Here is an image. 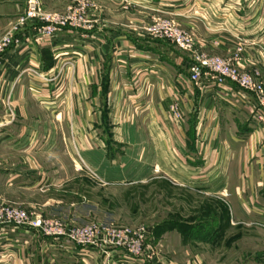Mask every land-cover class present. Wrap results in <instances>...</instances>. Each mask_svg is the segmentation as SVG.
I'll use <instances>...</instances> for the list:
<instances>
[{"label":"crops","instance_id":"obj_1","mask_svg":"<svg viewBox=\"0 0 264 264\" xmlns=\"http://www.w3.org/2000/svg\"><path fill=\"white\" fill-rule=\"evenodd\" d=\"M71 1L41 0L51 12H61ZM96 1L102 9L89 16V28L56 34L59 48L71 55L65 67L31 25L18 33L21 43L1 56L4 194L49 190L64 171L60 151L72 155L67 162L72 168L77 154L83 167L106 184H138L163 174L200 193H206L203 183L217 167L237 157L242 163L237 206L264 220V128L257 119L264 110L250 92L229 82L219 87L211 78L189 81V54L149 37L148 31L156 18H173L201 51L258 71L264 86V0ZM110 1L129 8L111 10ZM24 3L0 0V37ZM25 39L30 46L22 44ZM58 83L65 84L64 91L53 94ZM61 95L67 103L58 111ZM128 95L136 121L105 124L107 112L116 111ZM172 101L179 103V119L169 111ZM54 110L61 121L51 119ZM104 237L101 231L100 243L83 247L7 230L0 236V264H183L166 251L165 237L146 240L141 256L101 243Z\"/></svg>","mask_w":264,"mask_h":264},{"label":"rangeland","instance_id":"obj_2","mask_svg":"<svg viewBox=\"0 0 264 264\" xmlns=\"http://www.w3.org/2000/svg\"><path fill=\"white\" fill-rule=\"evenodd\" d=\"M88 1L94 6L89 16L102 9L98 1ZM110 4L111 10L119 7L114 2L110 1ZM122 7L124 10L129 8L126 3H121L119 8ZM158 18L179 27L173 18ZM158 18L148 31L160 21ZM150 34L153 39L163 40L158 34ZM61 53L60 64L65 67L71 62V55L65 49ZM64 87L65 84L58 83L53 94L62 93ZM127 90L130 91L131 87L128 86ZM129 96L112 114L107 112L105 124L136 121L137 111ZM56 102L58 111L66 108L67 102L62 95L56 98ZM56 110L51 119L61 121ZM62 126L65 130V122ZM59 155L62 163L59 169L64 171L60 180L54 181L51 190L43 193L25 190L20 197L5 195L3 177H0L3 201L21 205L43 217L58 219L66 225L126 227L131 230L142 227L146 230L143 249L146 240L158 241L165 237L166 251L183 264L190 261L195 264H264V220L245 214L237 206L239 196L234 192L239 182L236 176L242 167L237 157L233 156V163L217 167L212 177L209 175L203 183L202 190L206 193H200L192 187H185L183 182L170 181L163 174L138 184H106L83 167L77 154L74 155L73 168L67 163L72 155L62 151ZM211 189L216 194H211Z\"/></svg>","mask_w":264,"mask_h":264},{"label":"built area","instance_id":"obj_3","mask_svg":"<svg viewBox=\"0 0 264 264\" xmlns=\"http://www.w3.org/2000/svg\"><path fill=\"white\" fill-rule=\"evenodd\" d=\"M93 9L94 6L88 0H75L62 12H47L41 0H25L22 12L16 16L8 31L0 37V59L8 48L21 43L18 33L31 25L38 38L49 44L53 59L60 62L59 57L62 56L63 50L59 48L60 43L55 39L56 34L64 28H89V12ZM157 22L150 32L153 35L158 34L161 39L176 49L189 54L190 62L187 68L189 81L196 83L203 77L211 78L219 87L229 82L236 89L250 92L255 97L257 105L264 110V86L258 71L248 72L237 61L201 51L194 36L171 21ZM22 44L26 47L31 45L28 39L22 41ZM240 48L241 46L239 51ZM169 111L174 118H180L179 103H171ZM257 119L264 128V115L259 114ZM7 230L17 234H39L52 240H64L72 245L83 247L100 243L102 231L105 237L101 243L122 248L132 256L143 254V240L146 233L142 227L131 230L126 227L99 228L90 225L82 227L66 225L58 219L43 217L0 198V236L5 235ZM12 242V244H24L18 240Z\"/></svg>","mask_w":264,"mask_h":264}]
</instances>
